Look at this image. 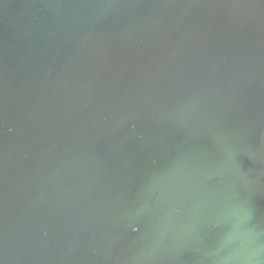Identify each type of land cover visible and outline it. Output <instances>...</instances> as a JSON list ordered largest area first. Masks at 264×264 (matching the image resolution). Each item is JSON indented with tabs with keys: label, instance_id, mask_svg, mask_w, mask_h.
Masks as SVG:
<instances>
[{
	"label": "water",
	"instance_id": "water-1",
	"mask_svg": "<svg viewBox=\"0 0 264 264\" xmlns=\"http://www.w3.org/2000/svg\"><path fill=\"white\" fill-rule=\"evenodd\" d=\"M0 264H264V0H0Z\"/></svg>",
	"mask_w": 264,
	"mask_h": 264
}]
</instances>
